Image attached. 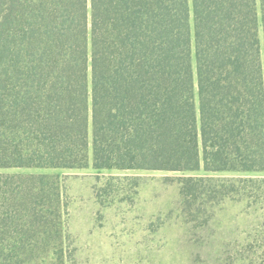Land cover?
<instances>
[{
    "label": "trees",
    "instance_id": "obj_1",
    "mask_svg": "<svg viewBox=\"0 0 264 264\" xmlns=\"http://www.w3.org/2000/svg\"><path fill=\"white\" fill-rule=\"evenodd\" d=\"M90 161L264 171V0H0V170ZM177 183L189 263L264 264V176ZM64 211L57 177L0 172V264H67Z\"/></svg>",
    "mask_w": 264,
    "mask_h": 264
},
{
    "label": "rangeland",
    "instance_id": "obj_2",
    "mask_svg": "<svg viewBox=\"0 0 264 264\" xmlns=\"http://www.w3.org/2000/svg\"><path fill=\"white\" fill-rule=\"evenodd\" d=\"M0 172H44L60 180L67 264H198L188 262L186 247L195 244L197 236L190 228L193 224L185 222L177 179L264 176V171L207 172L203 167L195 171L97 170L91 161L85 168ZM227 211L221 219L223 226H245L233 218L235 209ZM217 216L211 221L215 228Z\"/></svg>",
    "mask_w": 264,
    "mask_h": 264
}]
</instances>
